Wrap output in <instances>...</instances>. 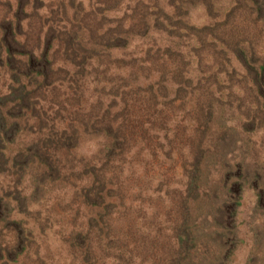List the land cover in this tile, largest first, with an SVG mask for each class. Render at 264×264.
I'll use <instances>...</instances> for the list:
<instances>
[{"label":"rangeland","instance_id":"1","mask_svg":"<svg viewBox=\"0 0 264 264\" xmlns=\"http://www.w3.org/2000/svg\"><path fill=\"white\" fill-rule=\"evenodd\" d=\"M78 1L83 6L78 17L87 14L98 21L106 16L114 21L125 19L124 15L131 13L139 0H122L118 11L106 9L113 0H109L110 4L108 0L106 4L100 3L101 0H77L76 4ZM169 1L145 0L151 8L163 7L169 15L158 19L172 29L168 30L171 35L185 36L176 40L181 44L176 46L181 56L198 46L203 66L212 67L215 59L220 61L224 56L230 59V64L225 63V72H221L220 86H214L215 96H221L224 103L223 107L214 108V113L218 112L216 116L225 119L229 130L231 127L233 130L227 131L220 144L208 134L205 142H196L199 96L196 85L201 84L205 93L208 82L213 81L210 76L214 70L203 67L202 75H198L195 54L193 64L182 72L185 79L190 78L191 85L178 91L171 79L165 82L162 91L159 86L150 87L147 81L161 75L147 66L130 87V108L135 111L139 108V113L131 120L135 136L127 145L124 172L113 171L108 165L104 174L91 176L88 171L92 166L105 162L104 142L99 138L102 132L97 129L103 125L101 121L105 124L107 118L116 116L118 100L113 102L111 90L118 85L103 83L90 68L91 64L86 65L84 73H87L82 78L69 79L59 74L54 87L37 88L30 81L24 107L28 103L32 107L21 115L18 106L13 103L6 106L2 99L11 92V87H17L9 73H19L20 66L11 63L14 69L9 71L6 54H1L0 201L4 208L0 214V255L3 253L2 257L8 259L7 264H167L173 232L181 225L186 211L190 217L191 240L175 247L176 251H182L180 264H264V123L260 124L264 119V102L261 101L258 109L254 100L242 95L239 82L244 67L237 59L242 51L248 57L251 48L255 56L264 57V30L260 24L254 27L247 21L250 0H211L212 9L219 17L232 13L225 21V28L216 31L214 50L208 40L205 44L197 41L199 36H193L189 29L211 23L199 0H190L192 3L183 6L185 16L177 15L169 6L172 0ZM9 2L12 4L13 0ZM9 5L0 7V18L7 13ZM96 5L100 11L94 8ZM35 6L41 7L38 3ZM150 10L146 17L155 21L160 14ZM89 11L94 12L89 14ZM184 17L187 28L183 31H179L180 24L169 26ZM112 24L116 25L105 22L100 31ZM8 26L13 30L15 21L3 27ZM26 26L24 20L21 29ZM35 27L24 31L27 37L33 38L31 32ZM83 35L87 37L86 29ZM133 39L131 36V44L148 49L154 42L166 43L174 38L155 32L134 39V43ZM53 45L50 55L55 67L72 69L64 44L54 49ZM128 50L125 52L129 53ZM132 55H137V48ZM13 58L28 59L21 54ZM99 77L102 78L100 73ZM17 94L14 92L15 98ZM139 97L143 100L135 101ZM239 108L248 109L247 120L244 114H238ZM221 118H215L217 125ZM73 125L77 129L75 136ZM67 131L77 142L73 139L63 146ZM43 153L49 156V165L40 161ZM102 176L107 185L101 192L103 202L95 204L88 200L85 204L84 194L92 187L100 189ZM190 179L194 187L186 196ZM231 211L233 217H229Z\"/></svg>","mask_w":264,"mask_h":264},{"label":"trees","instance_id":"2","mask_svg":"<svg viewBox=\"0 0 264 264\" xmlns=\"http://www.w3.org/2000/svg\"><path fill=\"white\" fill-rule=\"evenodd\" d=\"M238 1L239 0H235V2ZM76 2L77 0H49L47 3H44L43 0H13V3L11 4L9 0H0V7L5 4H11L8 7L7 13L3 16L6 18H0V55L6 54L5 60L6 64H8L7 67L9 71L14 69L11 63L20 66V69L18 70L19 73H13L14 71L9 73L11 82L16 84L17 87H11V92L8 95L3 96L2 99L5 101L6 106L12 103L13 106H18L17 108L22 110L21 115H24V111L30 109V106L32 107V104L30 103L24 107V103L27 102L25 94L29 92L26 91V86L29 85L30 81H34V85L37 88L54 87V83L60 79L58 75L61 73L67 75L69 79H74L76 76L82 78V75L87 73H84V69L88 64H91L90 68L92 70L94 69V73H96L99 79H102L103 83L118 85L117 88L114 87L111 90L113 102L118 100L117 110L115 111L116 116H112L111 120L107 118L105 124L101 121L103 125L100 126V129H97V131L102 132L99 138L104 142L105 162L101 163V166L98 167L92 166L93 169L90 172L88 171L89 175L94 176L96 173L99 175L104 174L105 171L108 170V165L110 168L113 167V171L118 170V173L120 174L124 172V163H127L126 156L129 153L127 145L130 138L135 136V132H133V127L131 126V120L138 117L139 113V108L136 111L130 108V87L139 80V77H137L138 74L145 73V68H147V66L156 70L155 72L158 74L160 73L161 75L153 81H147L150 82V87L159 86L162 91V89L165 88V82L168 79H171L174 81L171 83L176 86L175 90L178 91L181 90L183 86L191 85L190 78L185 79L182 72L184 67L189 66L190 63L193 64V54H195L197 57L196 59L198 60V75H202L203 67H207L208 70L211 68L214 70L210 76L213 81L210 80L208 82V90L205 93L201 91V84L196 85L199 86V96L196 106L197 116L195 119L196 127L194 129L198 136L196 142L199 144L205 142L208 135H211V138L215 139L217 144H220L224 140L227 131L233 130V127L229 130L230 127L225 123V119L216 116L218 115V112L217 114L216 111L214 113V108L217 109L224 105L223 98L221 96H215L216 93L214 91V86L219 85L220 75L222 74L221 72H225V63L230 64V59L227 60L224 56L220 61L215 59L212 67L207 65L203 66L201 63L202 58L196 48L198 46L192 47L187 52V55L185 54V56H181L180 53L182 52H179L181 50H179V47L176 48L178 44H181L176 40L184 35H171L172 33L168 31L171 28L165 27L162 24V20L158 19L161 15L163 17L169 15L163 11V7L161 9L158 6L153 5L151 8V5L147 4L145 0H139L134 4L131 13L124 15L126 17L125 19H115L114 21H111V19H108L106 16L100 17L98 21L95 20V16H90L89 18L87 14H84L83 17H78L83 11V6L81 2L78 1V5ZM107 2L110 4L109 0ZM172 2L173 3L169 6L175 9L179 16L182 14L185 16L186 10L183 6L192 3L190 0H172ZM198 2L206 8L211 23L201 28L191 27L189 29L193 31V36H199L197 41L205 44L208 40V45H212V47L214 46L215 50V43L213 42L217 39V37H215L216 31L225 28V21L231 17L232 13L219 17L217 12H214L212 9L214 7L213 1L199 0ZM36 3L41 6L39 9L35 6ZM100 3L106 4V0H101ZM121 3L122 0H113L112 4L110 6L108 5L109 7L106 6V9L109 10L110 8L113 11H118ZM244 4L247 5L245 2ZM248 6H250L247 7L250 12V19L248 18L247 21L250 20L251 25L254 24V27L257 24H260L263 31L264 0H250ZM94 8L99 11L101 10L99 9V5L94 6ZM150 9L155 12L156 15L157 13L160 14L156 17L155 21H149L146 17V15H149L148 11ZM90 12L94 11H89V14H91ZM185 18L186 17L175 22L174 25L169 24V26L174 27L180 24V26H178L179 31H183L187 28ZM127 19L131 21L130 24H127ZM24 20H27V26L26 28L21 29V24ZM13 21H15V27L13 30H11L9 26L8 28L3 27L5 24H11ZM105 22H113L116 23V25L112 24V26L107 29L100 31ZM32 27L35 28H33L31 32L33 38H30L27 37V34L24 31L31 30ZM85 29L87 37L83 35ZM155 32L165 34L166 37L174 39L168 40L166 43H162V40H159L158 42H154L153 45L148 46V49L138 47L137 44L134 43V39H142L150 33ZM130 33L133 35L128 36L127 34ZM131 36L134 37V45L129 42ZM29 38L31 39L30 44L27 43V39ZM209 41L211 43H209ZM62 43L64 44L63 49L67 55V62L71 65L72 69L64 70L61 67H55V62L52 59L53 57L50 55L52 45L54 44V49L57 46L62 47ZM42 45L43 49H41ZM130 45H132L130 47V50L132 51L137 48L136 56H133L132 51L128 50V46ZM17 47H19V51L16 50ZM125 50H128L129 53L125 52ZM57 51H59V49L56 50V52ZM250 52L251 53L248 57L243 54V51L237 57L240 64L244 67L239 85L242 90V95H246L254 100V104L259 109L261 101L264 102V57L261 55V57L255 56L253 48L250 49ZM16 54L27 56L28 59H19V61H17L13 58ZM220 54L222 53L220 52ZM171 57H174V59ZM111 64L114 66L113 68ZM95 65L97 66L94 67ZM101 65H103V67H101ZM80 72H82V74ZM109 72L110 74L108 75ZM99 73L102 78L99 77ZM27 74H31L29 75V80L26 79L28 76ZM165 75H169L170 77L168 78ZM142 76H146L145 78L148 79L147 75L142 74ZM137 88L139 87L137 86ZM141 88L143 87L140 86V89ZM216 89L219 90V87ZM16 91L18 94L15 98L14 92ZM137 94H139L138 91ZM141 100H143V98L139 97V99L135 101ZM121 103L123 104V107L120 109ZM215 104L217 105L215 106ZM246 111H248V109L242 111V109L239 108L238 112V114L241 113L245 115V120L250 117V112L246 114ZM259 116L262 117V114L260 113ZM215 118H221L222 122L217 125V119L215 120ZM120 119L121 123L115 125L116 121L118 122ZM72 121H74V118ZM263 123L264 119L262 117L260 124L262 125ZM73 127L74 125L72 128ZM65 131H63L64 134H66ZM68 132L69 131H67V135L62 140L64 144L63 146H67L66 142L72 141L73 139L74 142H77V138H73L71 134L68 135ZM215 132H218V134L215 135ZM76 133L77 129L73 128L72 135L75 136ZM218 150L221 151V148ZM223 155H226V153ZM43 156L44 158L42 156L40 157V161L46 162L49 165V162H47L50 161L49 156L44 153ZM110 172L112 171L110 170ZM101 179L102 181L100 182L102 183V186L100 189L96 190V188L94 189V187H92L90 190L93 191L88 190L87 194H84V198L86 199H84L85 204H87L88 200H92L91 202L95 204L103 202V195L101 192L106 189L107 185L103 183V176ZM109 185L112 186V183H109L108 186ZM193 187L194 184L190 179L186 196L189 195ZM91 193H93V195H90ZM3 208L4 206L0 201V214H2ZM186 208L188 209L187 205ZM232 212L234 213V211H231V213ZM233 213L229 217H233ZM189 221L190 217L188 211H186L181 225H178L173 232V240L172 242L170 241L172 243V251H168L169 258L167 264H180L179 256L182 251L180 249L179 251H176L177 248L175 247H177V245L181 246L185 241L188 242V240H191L188 231V225L190 224ZM3 225L5 226L6 224L3 223ZM1 228H3V226ZM2 254L0 255V264H7L6 261H8V259L3 258Z\"/></svg>","mask_w":264,"mask_h":264}]
</instances>
